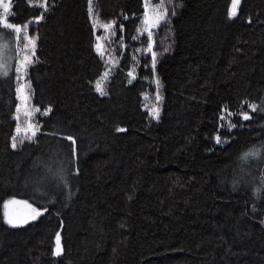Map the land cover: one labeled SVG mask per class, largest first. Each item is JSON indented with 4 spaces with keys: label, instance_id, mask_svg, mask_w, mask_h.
I'll return each instance as SVG.
<instances>
[{
    "label": "trees",
    "instance_id": "trees-1",
    "mask_svg": "<svg viewBox=\"0 0 264 264\" xmlns=\"http://www.w3.org/2000/svg\"><path fill=\"white\" fill-rule=\"evenodd\" d=\"M162 5L148 56L144 0H93L98 26L114 22L110 66L89 0H12L8 23L36 38L31 103L51 111L12 149L14 67L0 76V264H264V159L241 160L264 145V112L243 119L264 101V0L235 16L232 0ZM12 200L42 214L13 226Z\"/></svg>",
    "mask_w": 264,
    "mask_h": 264
},
{
    "label": "rangeland",
    "instance_id": "rangeland-1",
    "mask_svg": "<svg viewBox=\"0 0 264 264\" xmlns=\"http://www.w3.org/2000/svg\"><path fill=\"white\" fill-rule=\"evenodd\" d=\"M163 13H165V10L162 5V0H144V15L141 21V25L138 28L139 31L137 30L139 39H141L142 37H145L147 39V45L145 47L144 55H148V56L151 55V51H148V45L150 42L153 45L155 32L158 29V27L163 23L162 22L159 26H151L150 24H146L145 20L146 19L154 20L158 14L162 15ZM9 17L10 16L6 17V14H4L3 10L0 9V20L4 21V23H0V31H2L1 29H5V30H11L12 33L11 36H9L6 32L3 31L6 35L3 40H0V43L6 44L8 46L5 49V53L9 63V70L7 76L11 74L13 67L14 70L16 67H19L20 62L24 60L25 55H28L31 58L33 51L32 45L28 43V41L32 38L27 35L26 28L21 29L20 33H16L15 32L16 26H13L12 28L5 27V24L8 23ZM91 18H92L93 26L99 31V34L96 37V46H95L96 52L102 59H104L106 63H108L110 66H114V62L112 61L111 54L107 52L108 50H110V42H111L109 29H106L104 26H98L96 20L94 19V15H92ZM29 65L30 64H27L26 68ZM0 76H4V75H0ZM18 76L22 78L18 80L17 79ZM15 78L17 81L16 83L17 105L14 114L15 129L12 138L14 136L16 137V143H17L16 148H18L21 145L20 143L21 140L30 141L26 137L31 136L32 130H34L37 127V118L44 116L42 113L45 112V110L37 111L36 109L38 108L32 105L30 99L31 92L29 89V84L25 78V72L18 73L15 71ZM18 88L23 89V91L22 92L18 91ZM150 97H151L150 91H146L142 95L143 111L147 112L151 116H154L155 115L154 110L156 112L158 111L154 108V106H151ZM18 126L20 128L19 133H17ZM12 138L10 144H11V148L14 149L12 147V143H13ZM14 209L24 210L25 208H23L22 205L19 204H9V207L5 209V212L9 213L10 215H14L13 212ZM29 220L32 219L28 218L27 221ZM17 223L21 224L23 222L17 221Z\"/></svg>",
    "mask_w": 264,
    "mask_h": 264
},
{
    "label": "snow or ice",
    "instance_id": "snow-or-ice-1",
    "mask_svg": "<svg viewBox=\"0 0 264 264\" xmlns=\"http://www.w3.org/2000/svg\"><path fill=\"white\" fill-rule=\"evenodd\" d=\"M240 3V0H232V9H230V16H235L236 15V6ZM92 5H93V0H89V14L90 17L93 15V9H92ZM12 6V0H0V9L3 10V13L6 14L7 16H11V15H15V13L10 12V8ZM179 6V5H177ZM45 10L47 9V4L45 3L44 5ZM173 15L175 14L174 12L172 13ZM98 15V13L96 14ZM44 13L41 12L39 14L38 17H35V22H39L40 19H43ZM162 22H167V13H163L158 14L154 20H145L146 24H150L151 26H159ZM0 23H4L3 20H0ZM114 24V22H113ZM113 24H106L104 27L106 29H111L113 27ZM30 23L26 24L24 27L30 28ZM6 28H12L13 24L12 23H7L5 24ZM139 31V29H138ZM15 32L16 33H20L21 32V28L20 27H16L15 28ZM114 34V33H113ZM5 33L3 31H0V40H3L5 38ZM35 39L36 38H32L28 41V43H30L32 45V56H35ZM135 39V37H134ZM152 43L150 42L148 45V51L152 50ZM8 46L6 44H2L0 43V75H4L7 76L8 75V70H9V63H8V58L6 56L5 53V49ZM168 49H165V51H167ZM35 62L33 59H31L28 55L24 56V60L20 62L19 67L15 68V71L18 73H24L26 72V65ZM155 64H156V54L153 53L152 56V66H153V70L155 69ZM108 73H105V77H107ZM133 74L130 72L129 76H132ZM22 77H17V79H21ZM134 78V77H133ZM131 83V81H129ZM157 84H159V81L157 80ZM97 92L100 95H106V91L104 90V88L102 87V84L100 81H98L95 85ZM18 91L22 92L23 89L18 88ZM160 97L159 95L157 96V100H159ZM249 109L250 111H245L243 113V119L248 120L251 119V112L253 111H260V112H264V101H261L259 104L256 103H250L249 104ZM37 111H39V109H36ZM19 111V109H18ZM51 109H48L47 111L43 112V115H47L48 112H50ZM154 118H158V112H156L154 110ZM229 115H231V113H229ZM221 119L223 120L224 117L222 116ZM229 123L231 124V122L229 121ZM231 126H235L234 124ZM20 128L19 126L17 127V133H19ZM39 131V127H38V122H37V127L32 130V134L31 136H27L26 138L29 139L30 141L35 137L36 132ZM118 131H123V129H118ZM64 138L68 139L73 145H75V139L71 136H65ZM13 143H12V147L15 149L17 146L16 143V137L14 136L13 138ZM217 142L221 143L222 141L220 140L219 135L217 136ZM20 143H23V140L20 141ZM75 151V149H74ZM255 158H261L264 159V145L261 146H254L252 149H250L247 153L243 154V156L241 157V160L243 161H247L249 159H255ZM260 190L257 189V192H259ZM9 204H19L22 205L23 208L27 209V213L25 214H16V215H10L9 213H5V216L8 218V223L12 224L13 226H16L17 221L19 222H23L26 223L28 218L31 219H35L37 216L41 215L42 213L40 211L37 210V208L32 207V205L30 203H28L27 201H16V200H12L9 201L8 203H6L4 205L5 208L9 207ZM62 253V248L60 245V234L57 233L56 234V251H55V255H60Z\"/></svg>",
    "mask_w": 264,
    "mask_h": 264
},
{
    "label": "water",
    "instance_id": "water-1",
    "mask_svg": "<svg viewBox=\"0 0 264 264\" xmlns=\"http://www.w3.org/2000/svg\"><path fill=\"white\" fill-rule=\"evenodd\" d=\"M236 8H237V6H236ZM231 9H232V6H231ZM14 215H16V214H25V213H27V209H24V210H18V209H14Z\"/></svg>",
    "mask_w": 264,
    "mask_h": 264
}]
</instances>
